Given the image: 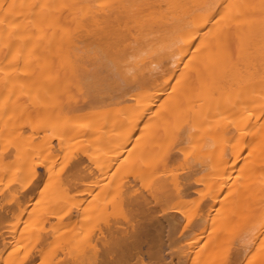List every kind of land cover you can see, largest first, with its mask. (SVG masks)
<instances>
[{"label": "bare ground", "instance_id": "bare-ground-1", "mask_svg": "<svg viewBox=\"0 0 264 264\" xmlns=\"http://www.w3.org/2000/svg\"><path fill=\"white\" fill-rule=\"evenodd\" d=\"M0 264H264V0H0Z\"/></svg>", "mask_w": 264, "mask_h": 264}]
</instances>
